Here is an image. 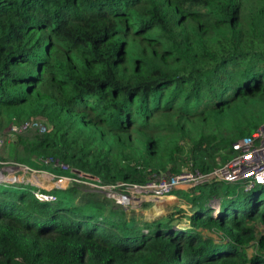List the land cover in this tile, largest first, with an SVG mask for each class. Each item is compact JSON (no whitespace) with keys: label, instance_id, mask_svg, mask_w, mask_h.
Returning a JSON list of instances; mask_svg holds the SVG:
<instances>
[{"label":"trees","instance_id":"trees-1","mask_svg":"<svg viewBox=\"0 0 264 264\" xmlns=\"http://www.w3.org/2000/svg\"><path fill=\"white\" fill-rule=\"evenodd\" d=\"M33 120L13 153L35 171H218L264 127V0H0V134ZM224 184L149 221L78 186L2 183L0 264H264V185Z\"/></svg>","mask_w":264,"mask_h":264},{"label":"built area","instance_id":"built-area-1","mask_svg":"<svg viewBox=\"0 0 264 264\" xmlns=\"http://www.w3.org/2000/svg\"><path fill=\"white\" fill-rule=\"evenodd\" d=\"M37 125L42 127V131L45 130V125L37 120H33L21 127L13 124L10 126L12 136L16 137V135L28 129L33 130ZM233 148L235 150V156L232 161L209 175H204L198 171H186L180 175L160 174L151 176L149 182L145 185H131L123 182L106 184L99 179L85 177L84 174L80 175L81 180L57 177L52 174L50 182L53 183V189H65L70 186L69 183L73 184V182H80V184L91 186L95 188L96 192L112 199L116 205L126 210L133 206V203L142 201V198L162 199L171 196L174 191H190L213 179L231 184H238L247 180V182L264 185V127L256 132L252 138H246L234 144ZM12 168L14 167L10 169ZM9 171L11 170H2V163H0V181L7 184L18 183L19 177L17 176L19 175H6L5 172ZM18 171H22V174H29L30 171L42 172L32 170L23 165L19 167ZM9 176L12 177L8 178ZM35 186L38 189L45 190L39 187L38 184ZM45 191L51 192L52 190ZM37 197L41 201H55L53 195L37 194Z\"/></svg>","mask_w":264,"mask_h":264},{"label":"rangeland","instance_id":"rangeland-1","mask_svg":"<svg viewBox=\"0 0 264 264\" xmlns=\"http://www.w3.org/2000/svg\"><path fill=\"white\" fill-rule=\"evenodd\" d=\"M36 132H42V127L37 125L33 128ZM16 137L12 136L11 129L8 127L6 130L1 132L0 134V163H2V170H11L9 172H5L6 175H19V184L30 183L31 185L38 184L39 187L45 190H54L53 183L50 182L52 178V173L46 172H29V174H22V171H18L19 167L22 166L19 162V159L15 157L13 153V143L15 142ZM59 166V165H58ZM11 167H14L10 169ZM46 173V174H45ZM9 176L8 178H11ZM2 184L3 182L0 181ZM77 183V182H76ZM80 184V182H78ZM226 183V182H225ZM72 184L69 183L71 186H78L84 192H95V188L91 186H86L83 184ZM34 185V186H35ZM225 187L229 185L224 184ZM37 187V186H35ZM188 192L186 190H178ZM98 193V192H95ZM101 194V193H99ZM103 195V194H101ZM104 196V195H103ZM145 204H149V207H145ZM183 204V203H181ZM178 199H173L169 197H165L162 199H155V198H142V201L133 203V206L128 208L127 210L135 211L137 213H141L145 216V218L149 221H155L159 218L165 217L169 213L173 212L175 208L181 206ZM214 207L218 208L217 202H214ZM216 240H219L217 235H213Z\"/></svg>","mask_w":264,"mask_h":264},{"label":"crops","instance_id":"crops-1","mask_svg":"<svg viewBox=\"0 0 264 264\" xmlns=\"http://www.w3.org/2000/svg\"><path fill=\"white\" fill-rule=\"evenodd\" d=\"M169 198H173V199H177V197L176 196H168Z\"/></svg>","mask_w":264,"mask_h":264}]
</instances>
